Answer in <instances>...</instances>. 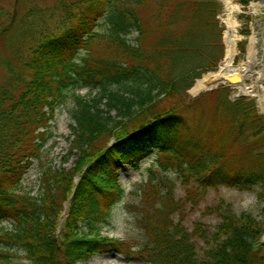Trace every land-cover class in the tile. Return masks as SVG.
I'll return each instance as SVG.
<instances>
[{
	"label": "trees",
	"instance_id": "trees-1",
	"mask_svg": "<svg viewBox=\"0 0 264 264\" xmlns=\"http://www.w3.org/2000/svg\"><path fill=\"white\" fill-rule=\"evenodd\" d=\"M148 1L117 8L106 19L110 33L99 36L97 20L113 0H77L83 10L63 35H45L26 56L14 57L21 71L0 86V220L12 221L0 226V264H76L106 253L150 264H264V114L255 98L231 100L230 87L190 100L187 93L223 57L221 5L154 0L144 16ZM235 1L246 7L255 0ZM13 24L14 18L3 32ZM132 31L133 44L125 39ZM96 38L113 50L111 58L80 56ZM245 44H238L241 53ZM79 88L88 95L76 93ZM68 91L74 99L67 153L75 156L73 164L47 167L40 194L22 195L20 181L40 157L49 121ZM203 97L210 101L207 123L200 120L198 130H189L184 112L195 111ZM154 150L137 205L136 224L146 239L133 248L100 228L124 195L118 171L136 168ZM167 172L177 174L192 201L208 188L253 190L263 204L260 219L235 214L231 203L218 199L205 208L217 224L198 221L188 230Z\"/></svg>",
	"mask_w": 264,
	"mask_h": 264
},
{
	"label": "rangeland",
	"instance_id": "rangeland-1",
	"mask_svg": "<svg viewBox=\"0 0 264 264\" xmlns=\"http://www.w3.org/2000/svg\"><path fill=\"white\" fill-rule=\"evenodd\" d=\"M128 1L129 0H113L112 5L108 7L104 15L97 20L95 31L99 36H107L110 33L109 24L106 22L107 17L111 13L116 12L117 8L121 9L127 5ZM153 1L154 0H149L148 4L141 7V13L144 16H148L153 11ZM217 1L221 5V11L217 15V18L219 20L218 24L222 28L221 39L225 53V41L223 37L225 24L222 22L225 15L224 6L222 0ZM233 1L236 2L235 0ZM251 2L258 4L256 11H254ZM251 2L246 7L236 2L240 6V11L235 13L237 25L234 62L238 63L246 59L251 40H254V54L258 62L256 70L262 69L264 71V0H255ZM82 10L83 5L77 8V0H0V86L6 81L7 75L17 74L21 71L14 57L19 55L26 56L29 49L45 35H63L65 29L76 22L77 14ZM12 18H14V24L6 33L3 32V29L8 27L11 23ZM244 25H246L249 30L246 35L241 33V30L244 29ZM136 36L137 32L132 31L125 36V39L128 43L133 44L135 43ZM244 39L246 41L245 50L241 53L238 44ZM112 51V49H107L102 44V41L96 38L90 45L89 53L86 49H83L80 51V56L84 57L86 55H91L96 59L111 58ZM9 67H11L12 70ZM10 70L12 73L9 72ZM203 74L204 73H202L201 76ZM253 80L254 78H249L246 79L245 82L250 84ZM87 91V88L75 90L76 93L84 95L85 97L88 95ZM208 92L210 91L204 90L194 96L188 90V99L196 98ZM240 94L239 89L231 87L228 97L234 99ZM245 95L255 98L259 113L264 114V103H260L257 96L253 93H247ZM209 106L210 101L207 100L206 97H203L200 103L196 105L195 111L187 109L186 114L184 112L185 117L187 115L189 130H198V122L200 120H203V123H207L208 116L206 110H209ZM73 107L74 99L72 97V91H68L57 103L54 116L49 121L50 126L48 128V134L50 136L41 148L40 157L32 160L30 167L23 175L17 188L18 193L37 196L40 194V177L47 167L70 168L72 166L75 156H67V153L72 138L70 124H72L73 121L70 112ZM200 112H203L202 119H199L198 114H200ZM193 121L196 122L193 123ZM155 159L156 151L154 150L152 154L143 159L136 168L127 166L125 170L118 171V184L124 190V195L110 209L106 217V224L100 228L101 234L128 241L133 248H138L145 242V235L136 224V217L140 215L137 209L141 192L139 185L146 181L148 168L154 164ZM165 175L170 180V185H172L170 187L173 190V198L181 204V214L184 216L183 224L188 230H191L193 224L198 221L205 223L209 228H213L217 224V219L213 215L206 214L205 208L213 206L217 203L218 199H223L231 203L235 214L246 211L260 219L263 204L257 199L253 190L241 191L236 188L224 186H220L216 189L208 188L205 191L199 190L198 194L193 198L194 201H192L186 198V186L181 183L176 173L167 172ZM11 225L12 221L10 218L0 220V226L11 227ZM82 229L85 231V226H82ZM261 241H264V233L261 237ZM76 264L150 263L135 259H125L121 254L106 253L95 254L88 260L80 261Z\"/></svg>",
	"mask_w": 264,
	"mask_h": 264
},
{
	"label": "bare ground",
	"instance_id": "bare-ground-1",
	"mask_svg": "<svg viewBox=\"0 0 264 264\" xmlns=\"http://www.w3.org/2000/svg\"><path fill=\"white\" fill-rule=\"evenodd\" d=\"M224 6V17L222 22L225 24L224 41L225 53L219 67L216 70H211L204 73L196 80L194 85L189 89L192 95H197L204 90L226 85L227 79L234 74L240 76V80L233 84L240 93H253L257 96L260 103H264V71L256 70L258 64L254 54L253 41L251 40L248 54L245 60L238 63L234 62L235 57V42H236V25L235 13L240 11V6L233 0H222ZM254 11L257 10V3L251 2ZM254 78L252 83L247 84L246 79Z\"/></svg>",
	"mask_w": 264,
	"mask_h": 264
},
{
	"label": "water",
	"instance_id": "water-1",
	"mask_svg": "<svg viewBox=\"0 0 264 264\" xmlns=\"http://www.w3.org/2000/svg\"><path fill=\"white\" fill-rule=\"evenodd\" d=\"M240 79H241L240 76H238L237 74H234L227 79L228 83L224 86H232L233 84L237 83ZM68 203H69V200H66L64 203V210L67 209Z\"/></svg>",
	"mask_w": 264,
	"mask_h": 264
}]
</instances>
